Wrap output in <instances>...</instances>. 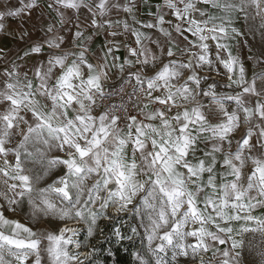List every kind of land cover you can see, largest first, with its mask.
I'll use <instances>...</instances> for the list:
<instances>
[{"label": "snow or ice", "instance_id": "1", "mask_svg": "<svg viewBox=\"0 0 264 264\" xmlns=\"http://www.w3.org/2000/svg\"><path fill=\"white\" fill-rule=\"evenodd\" d=\"M54 5L61 26L66 23L61 8H85L97 30L111 29L113 22L104 17L120 7L110 0H54ZM35 7L36 0H28L0 11V31L7 16H21ZM123 11L132 13L133 8ZM168 15L174 20H166ZM155 20L144 27H158L168 38L167 51L161 47L160 53L169 59L151 76L144 70L154 68L161 56L143 43L150 37L131 29L127 21L123 27L138 45L128 47L135 59L117 65L113 56L109 64V47L104 62L94 64L88 58L91 36L78 27V50L64 51L65 37L50 25L51 36L30 52L41 53L44 44L61 51H50L46 66L36 68L38 83L22 75L15 63L0 72V183L5 186L0 197L11 211L27 203L33 222H62L57 231L33 230L0 210V264H43L45 257L47 264H95V249L80 251L85 245L79 229L69 223H86L91 237L97 220L108 218L109 209L126 212L137 197L136 212L145 225L154 264H170L169 254L171 261L184 257L192 264H242L244 237L264 238V213L255 214L264 209V85L257 87L264 73L249 80L231 43L257 31L264 40V0H163ZM241 21L248 33L238 26ZM166 24L186 41L184 47ZM209 41L216 49L214 59ZM262 57L264 49L252 58L261 63ZM217 64L227 75L226 87L239 89L235 94L217 92L214 83L207 90L201 86L207 78L198 69L220 74ZM136 65L141 67L130 71L127 80L135 79L128 99L136 113L121 102L108 104L97 115L113 95L104 86L109 69L117 67L123 74L126 66ZM228 103L234 104L231 111ZM200 144L206 150L197 156ZM53 151L63 155L50 157ZM56 167H62L63 174L40 187ZM134 255L138 264H152L140 253ZM259 255L264 264V250Z\"/></svg>", "mask_w": 264, "mask_h": 264}, {"label": "crops", "instance_id": "2", "mask_svg": "<svg viewBox=\"0 0 264 264\" xmlns=\"http://www.w3.org/2000/svg\"><path fill=\"white\" fill-rule=\"evenodd\" d=\"M27 2L28 0H2V2H0V11L5 10V8L15 9L17 7H21ZM92 2L93 0H89V3ZM110 2L120 5L119 8L112 9L110 14L107 17H104L105 20H111L113 22V27L111 29L107 26L102 27L99 30L92 27L91 19L93 17L89 13L88 9L85 8H82L79 11L61 8L60 11L64 12L66 20V23L61 26L59 24L57 6L54 5V0H36L37 7L32 9L30 13L25 12L21 16H7L4 20L5 28L3 31H0V57H2L0 58V72H3L5 68H10L12 64L15 63V65L18 66L17 70L22 75L27 73L29 79H33L34 84L38 83V81L34 78L36 68L40 65L46 66L50 51H61V49L49 50L47 44H44L41 53L35 54L30 52V49L34 45L44 43L45 39L48 36H51V33L47 32L50 25H55V31L65 37V43L62 45V50L64 51L78 50L75 45L79 43V41H77L74 36L78 27L84 30L86 36H91V39L87 41L89 46L88 58L90 62L94 64L104 62L101 58L104 57L105 52L109 47L113 49L112 53L108 56L107 63L109 64L113 62V56L118 58L115 61L117 65L124 63L130 58L135 59L134 57H130L128 47H138V45L134 43L135 37L132 32L123 27V22L127 21L131 29H137L143 32L146 36L150 37L149 40H145L143 43L151 48L157 55L161 56L160 62L157 63L154 68L149 67L144 70L145 75H153L159 70L163 63H167L169 58L160 53V48L163 47L166 52L169 43L168 38L159 31L158 27L146 28L144 25L156 22L155 18L157 14V5L162 4L163 0H110ZM50 4H53V7H49ZM126 6L133 8L132 13L123 11ZM201 7H203V5H201ZM165 12H167V9H165ZM97 19L99 20L100 18ZM167 19L174 20V17L168 15L166 16V20ZM238 26L248 33V28L244 26L243 21H241ZM164 27L173 32V39L178 41L181 47L186 45V41L175 33L169 25L166 24ZM112 31L117 32V35L112 36ZM186 35L189 36V39H195L191 37L190 34ZM238 39L239 43H237V41H231L233 44V55L238 56L244 62L246 76L249 80H251L254 74L264 73V62L258 63L256 59L252 58L260 56L262 49H264V40L261 39L258 31L255 33V36L247 34L246 36ZM156 41L160 42L159 46L155 43ZM209 43L212 45L210 51L214 59L216 49L211 41H209ZM193 50L195 51V49ZM26 52H29V55H25ZM176 58L177 57H172V59ZM71 59H73V57L69 58V63L71 62ZM182 59L187 60V57H182ZM262 59H264V57H262ZM140 67L141 65H136L134 68H128L126 66L123 74L119 72L117 67H112L109 69L110 78L107 81L110 84L115 83L121 80L124 74H127L130 71L134 72ZM216 67L219 68L220 74H217L216 71H209L205 68L204 70L198 69L199 75L206 78V75L224 76L225 72L223 68L219 64H217ZM56 71L57 74H59L58 70ZM188 74L189 73L185 71V78ZM179 82L183 83V79ZM202 83L203 85L201 86L203 87L206 84L205 80ZM209 83L213 84L214 81L212 82L209 80ZM262 85H264V81L257 79V87L259 88ZM222 88L223 94L226 95H232L235 94V91H239V89H236L234 86L229 88L223 85ZM204 89L207 90V88ZM216 90L219 89L216 88ZM226 107H228L229 111H231L234 104L228 103L226 104ZM96 114H99L98 110L96 111ZM174 114L175 111H173L170 115ZM212 122L214 123L215 120ZM234 145L235 144H233V146ZM198 147L201 151L197 152V156H202L203 150H206L204 144H200ZM232 150L235 151L234 148H232ZM249 170L250 169H245V172L247 173ZM258 213L259 214L257 215L264 213V209H260Z\"/></svg>", "mask_w": 264, "mask_h": 264}, {"label": "rangeland", "instance_id": "3", "mask_svg": "<svg viewBox=\"0 0 264 264\" xmlns=\"http://www.w3.org/2000/svg\"><path fill=\"white\" fill-rule=\"evenodd\" d=\"M209 78L205 80L204 88L209 87ZM215 84V82H214ZM203 85V83H202ZM211 85V84H210ZM217 89L222 90V86L219 84H215ZM219 87V88H218ZM16 140H19V137L15 138ZM14 146V145H13ZM235 145L233 148L235 149ZM129 156L131 155V148H129ZM56 155H63L62 153L53 151L49 153V156H56ZM137 160H139V156H137ZM34 171L37 173L41 172V168L39 165H33ZM64 172V169L62 167H56L52 169L48 176H46L39 184L40 187H44L47 184L52 183L54 180L58 178V176L62 175ZM5 186L0 183V191H4ZM143 195V194H141ZM0 205L3 207L0 208V210L4 211L5 215L10 219H16L19 220L21 223H24L30 227L33 228V230H50V231H57L61 226L62 222L56 220V219H50V220H40L39 222H33L30 217L31 209L28 207L27 203H24L23 205H20L16 207L15 211H11L9 205L7 202L0 197ZM139 207V197H137V200L134 201L133 205L129 206V210L126 212H123V221L119 223H115L117 221L116 217H113V215L109 212H114L111 209L108 211V218H100L97 220V224L94 226L93 229V235L89 237L87 235V229L88 225L86 223L80 222H70V224H76L81 225L82 228L85 229V233L83 237L81 238L82 244L85 246L83 247V250L85 251H92V248L94 245L97 244L96 240H104L107 238H110L111 235V226L116 224V228L118 226L123 227V234L120 233V236H117L116 239L120 240L124 237H128V241H133L134 243L129 245L126 244V246H121L120 248L122 250H126L127 248H130V252L132 253L133 259L137 261L135 257V253H140L141 256L145 257L146 259H149L152 261V264H154L155 257L151 255V252L148 248V241H147V234L145 233L144 227L145 225L141 223L142 217L137 214L136 208ZM259 211V210H258ZM258 211L255 213L256 215L259 214ZM263 212V211H262ZM146 223V221H145ZM133 228L136 229V232L134 233L132 230ZM122 235V237H121ZM245 247L243 251V259L242 264H261V256L259 255V252L261 250H264V238L259 236L258 234H247L245 237ZM109 243V246L107 247L106 251L107 253H111V251L114 248H117L118 246L114 245V242H109V239L107 241ZM159 241H156L155 243H158ZM155 243L153 244V247L155 246ZM97 249V252L99 253L101 249ZM211 254L209 253L208 256ZM168 259L170 261V264H192V262L184 257H178L176 261H171V254H169ZM101 258H96L95 264H101ZM138 262V261H137ZM43 264H47V259L45 257Z\"/></svg>", "mask_w": 264, "mask_h": 264}, {"label": "built area", "instance_id": "4", "mask_svg": "<svg viewBox=\"0 0 264 264\" xmlns=\"http://www.w3.org/2000/svg\"><path fill=\"white\" fill-rule=\"evenodd\" d=\"M224 72H225V70H224ZM206 76H207V78L210 79V81H212V82L214 81L215 84H219L221 86H223V85L226 86L229 83L226 74L224 76H217V75H212V76L206 75ZM128 79H129V77H128V73H127V74H124V76L122 77L121 80H119L115 83L110 84L108 81L107 82L105 81V84H104L105 90L108 92H112L113 95H112L110 100L104 101L103 104L97 109L99 113L104 111L105 107L108 104H120L121 102H123L128 107L129 112L131 114L136 113V109L132 107V103L128 99L129 94H131L133 91V87L135 85V79L132 78L131 83L127 82ZM121 87H123V92L119 91V89ZM216 91L223 94V91L220 89L216 90ZM137 95H140V94L137 93ZM133 99H135V97H133ZM98 103H99V101H98ZM173 111H175V110H173Z\"/></svg>", "mask_w": 264, "mask_h": 264}, {"label": "trees", "instance_id": "5", "mask_svg": "<svg viewBox=\"0 0 264 264\" xmlns=\"http://www.w3.org/2000/svg\"><path fill=\"white\" fill-rule=\"evenodd\" d=\"M111 227L112 228L110 238L104 240H96L97 244L94 245L95 254L93 256V260L96 261V258H101V264H138V262L133 259L132 253L130 252V248H127L126 250H122L120 248L121 246H126V244L131 245L134 242L131 240L128 241L127 236L124 237V241H118L116 239V231L114 230L116 224L112 225ZM118 227H120V232L123 234V227ZM108 239L109 242H114V245L118 246L117 248H114L111 253L105 252L107 247L109 246V243L107 242ZM96 248L101 249V251L98 253Z\"/></svg>", "mask_w": 264, "mask_h": 264}, {"label": "bare ground", "instance_id": "6", "mask_svg": "<svg viewBox=\"0 0 264 264\" xmlns=\"http://www.w3.org/2000/svg\"><path fill=\"white\" fill-rule=\"evenodd\" d=\"M69 226H70V227H73V226H74V224H70Z\"/></svg>", "mask_w": 264, "mask_h": 264}, {"label": "clouds", "instance_id": "7", "mask_svg": "<svg viewBox=\"0 0 264 264\" xmlns=\"http://www.w3.org/2000/svg\"><path fill=\"white\" fill-rule=\"evenodd\" d=\"M83 237V236H82Z\"/></svg>", "mask_w": 264, "mask_h": 264}]
</instances>
